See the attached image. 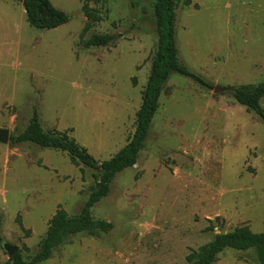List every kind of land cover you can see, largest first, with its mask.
Segmentation results:
<instances>
[{
  "label": "rangeland",
  "instance_id": "rangeland-1",
  "mask_svg": "<svg viewBox=\"0 0 264 264\" xmlns=\"http://www.w3.org/2000/svg\"><path fill=\"white\" fill-rule=\"evenodd\" d=\"M48 1L69 18L52 30L29 26L20 0H0V128L22 133L36 109L44 131L66 133L101 163L134 132L156 0ZM186 1L176 7L179 62L224 90L172 73L136 165L91 209L112 229L73 235L39 264H188L215 235L264 232V123L226 90L264 81V0ZM85 3L99 21L86 19ZM93 34L113 39L84 48ZM97 181L64 152L0 144V264L5 243L30 261L56 210L78 215ZM212 264L259 262L251 249L227 248Z\"/></svg>",
  "mask_w": 264,
  "mask_h": 264
},
{
  "label": "trees",
  "instance_id": "trees-1",
  "mask_svg": "<svg viewBox=\"0 0 264 264\" xmlns=\"http://www.w3.org/2000/svg\"><path fill=\"white\" fill-rule=\"evenodd\" d=\"M25 18L29 26L52 30L66 24L68 16L55 8L48 0H20ZM97 3L99 0H88ZM178 0H156L153 5L155 31L157 35L156 51L151 58L149 76L143 90L141 104L135 115V128L128 142L111 158L101 163L97 162L75 139L66 133L51 134L44 131L36 109L22 133L10 135L14 143L30 142L41 148L61 151L67 154L75 165L82 164L97 171L96 187L91 189L76 216L68 215L58 208L48 223L44 238L37 252L30 261H25L19 251L9 257L6 264H39L47 261L53 250L61 246L69 237L86 233L92 237L108 233L113 225L105 220H94L91 209L105 198L115 177L126 169L136 165L140 152L145 146L152 119L158 108V102L163 87L172 73L194 80L201 86L213 88L197 75L191 73L179 62L175 40L176 7ZM189 5V0L186 1ZM83 13L88 21H99L97 12L83 5ZM88 25H86V28ZM113 37L109 34H93L83 42L84 48L107 46ZM227 91L235 102L244 106L249 112H254L264 123V110L260 100L264 98V81L257 85H242L227 87ZM210 230L214 226H209ZM240 251L253 250L259 264H264V232L253 233L247 226L234 228L231 232L215 235L212 241L203 245L186 256L188 264H212L217 255L225 249Z\"/></svg>",
  "mask_w": 264,
  "mask_h": 264
},
{
  "label": "water",
  "instance_id": "water-1",
  "mask_svg": "<svg viewBox=\"0 0 264 264\" xmlns=\"http://www.w3.org/2000/svg\"><path fill=\"white\" fill-rule=\"evenodd\" d=\"M213 90L223 91L224 89L217 86V87H213ZM9 137H10L9 130L0 128V144L6 145L9 141ZM3 249L7 253V255L11 257L15 252H17L18 247L12 244L5 243L3 244Z\"/></svg>",
  "mask_w": 264,
  "mask_h": 264
}]
</instances>
